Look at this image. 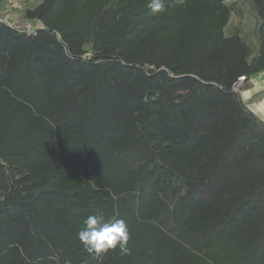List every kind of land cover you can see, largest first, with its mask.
Wrapping results in <instances>:
<instances>
[{"label": "trees", "instance_id": "1", "mask_svg": "<svg viewBox=\"0 0 264 264\" xmlns=\"http://www.w3.org/2000/svg\"><path fill=\"white\" fill-rule=\"evenodd\" d=\"M248 1L257 49L226 35L239 0H44L33 34L0 22V264H264ZM97 211L126 223L129 254L85 250Z\"/></svg>", "mask_w": 264, "mask_h": 264}, {"label": "clouds", "instance_id": "2", "mask_svg": "<svg viewBox=\"0 0 264 264\" xmlns=\"http://www.w3.org/2000/svg\"><path fill=\"white\" fill-rule=\"evenodd\" d=\"M147 8L150 14H157L164 10V0H149ZM78 239L85 250L96 256L116 250L122 255L129 254V232L122 219L105 222L103 214L97 211L83 220V226L78 232Z\"/></svg>", "mask_w": 264, "mask_h": 264}, {"label": "built area", "instance_id": "3", "mask_svg": "<svg viewBox=\"0 0 264 264\" xmlns=\"http://www.w3.org/2000/svg\"><path fill=\"white\" fill-rule=\"evenodd\" d=\"M44 0H5L0 5V22L13 28L33 34L42 27L41 21L37 19H27L25 10L41 4ZM245 77H241L234 85L235 91H241Z\"/></svg>", "mask_w": 264, "mask_h": 264}, {"label": "rangeland", "instance_id": "4", "mask_svg": "<svg viewBox=\"0 0 264 264\" xmlns=\"http://www.w3.org/2000/svg\"><path fill=\"white\" fill-rule=\"evenodd\" d=\"M239 12L232 15L228 27L225 29L226 35L232 34L238 29L243 36L252 44L254 49L258 47V38L256 36V30L258 26V19L252 6L248 0H239L238 2Z\"/></svg>", "mask_w": 264, "mask_h": 264}, {"label": "crops", "instance_id": "5", "mask_svg": "<svg viewBox=\"0 0 264 264\" xmlns=\"http://www.w3.org/2000/svg\"><path fill=\"white\" fill-rule=\"evenodd\" d=\"M241 96L250 110L264 121V70L251 77L250 87Z\"/></svg>", "mask_w": 264, "mask_h": 264}]
</instances>
